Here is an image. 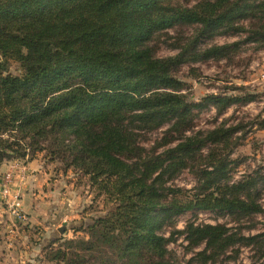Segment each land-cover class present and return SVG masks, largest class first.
I'll return each instance as SVG.
<instances>
[{
  "label": "trees",
  "instance_id": "obj_1",
  "mask_svg": "<svg viewBox=\"0 0 264 264\" xmlns=\"http://www.w3.org/2000/svg\"><path fill=\"white\" fill-rule=\"evenodd\" d=\"M253 18L263 24L247 30L246 40H264V0H201L191 7L166 0H0V164L48 150L113 204L92 220L86 236L55 240L50 261L176 264L168 249L176 238L166 231L185 212L239 221L264 211V167L234 177L240 126L186 135L197 114L212 107L222 114L257 96L211 93L189 100L174 75L187 61L185 51L159 58L146 44L180 24H198L209 38L244 31L240 23ZM238 46L214 45L195 59L223 58ZM11 60L20 62L22 74L10 72ZM165 126L155 150L147 151L142 134ZM185 169L193 171L195 185L172 186ZM177 233L189 247L203 245L196 253L203 263L264 235L193 221Z\"/></svg>",
  "mask_w": 264,
  "mask_h": 264
},
{
  "label": "rangeland",
  "instance_id": "obj_2",
  "mask_svg": "<svg viewBox=\"0 0 264 264\" xmlns=\"http://www.w3.org/2000/svg\"><path fill=\"white\" fill-rule=\"evenodd\" d=\"M169 5L191 7L201 0H166ZM245 28L238 33H220L212 37H202L201 26L198 24H180L173 28L158 32L146 44L153 51L154 56L165 58L175 56L185 51L187 61L181 64L174 75L185 85V94L189 100L198 101L211 93L245 95L255 94L257 99L248 103H235L225 112L218 114L212 107L197 114L193 132L188 131L187 136L196 131H208L215 127L240 126L241 130L234 136L237 146L233 158L241 164L235 170V179L244 174L253 173L260 166L264 167V40L247 41V30L262 27L257 18L242 21ZM239 42V46L232 50L226 57L200 59L195 56L214 45L233 44ZM10 72L22 74L23 68L20 62L11 60ZM167 126L156 131L143 133L140 142L147 151H154L157 142L164 135ZM174 145V143L170 144ZM163 147L159 148L161 151ZM41 156L44 162L52 165L54 177L60 176L63 180L62 188L65 196L72 194L73 200H65V222L50 239L44 241L42 253L38 255L32 264H64L61 262L49 263L50 245L60 238H78L86 236V229L97 216L105 215L113 206L104 195L91 186L88 176L83 175L73 168H66L62 158H52L49 151L37 152L35 157ZM16 159V158H13ZM172 186L191 189L196 181L193 171L185 169L178 177L170 181ZM261 189V203L264 207V185ZM68 188V189H67ZM64 197V196H63ZM189 221L195 223H227L235 230L241 231L246 236L264 232V211L253 216L235 221L231 216L219 215L211 211L190 210L175 220V224L167 228L166 235L174 233L176 240H172L168 249L170 258L176 264H248L250 262L264 261V235L259 237L255 244H236L227 253L220 256L217 261L203 263L196 253L203 248L189 247L184 234L177 233L184 230ZM38 231H40L38 229ZM37 231V232H38ZM36 233V232H35ZM32 242L38 244L39 240L32 237ZM56 242L54 246H57ZM4 250L0 248L1 251ZM3 254V253H2ZM0 255V264H22L12 259V256ZM15 262V263H14Z\"/></svg>",
  "mask_w": 264,
  "mask_h": 264
},
{
  "label": "crops",
  "instance_id": "obj_3",
  "mask_svg": "<svg viewBox=\"0 0 264 264\" xmlns=\"http://www.w3.org/2000/svg\"><path fill=\"white\" fill-rule=\"evenodd\" d=\"M11 161L0 164V178ZM26 163L29 167L27 179L21 181L16 178L14 187L19 188L21 206L29 222L22 224L17 221L8 206L0 200V248L4 249L0 255L12 256L17 263L32 264L34 257L42 253L47 234H50L51 239L65 222V200L72 201L74 196H65L62 188H69V184L63 186L60 176L52 179V165L44 162L41 156L28 159ZM32 237L39 240L38 244L32 242Z\"/></svg>",
  "mask_w": 264,
  "mask_h": 264
},
{
  "label": "built area",
  "instance_id": "obj_4",
  "mask_svg": "<svg viewBox=\"0 0 264 264\" xmlns=\"http://www.w3.org/2000/svg\"><path fill=\"white\" fill-rule=\"evenodd\" d=\"M27 160L28 156L24 159H12L8 169L3 172L0 178V200L8 206L10 213L22 224H27L29 218L27 213L22 209L19 188H15L14 184L16 178H19L21 181L27 179L29 172Z\"/></svg>",
  "mask_w": 264,
  "mask_h": 264
}]
</instances>
